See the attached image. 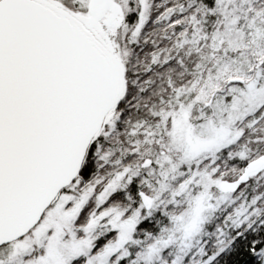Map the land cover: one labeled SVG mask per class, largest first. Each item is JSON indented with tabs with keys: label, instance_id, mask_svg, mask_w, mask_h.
<instances>
[{
	"label": "snow or ice",
	"instance_id": "snow-or-ice-1",
	"mask_svg": "<svg viewBox=\"0 0 264 264\" xmlns=\"http://www.w3.org/2000/svg\"><path fill=\"white\" fill-rule=\"evenodd\" d=\"M0 264H264V0H0Z\"/></svg>",
	"mask_w": 264,
	"mask_h": 264
}]
</instances>
